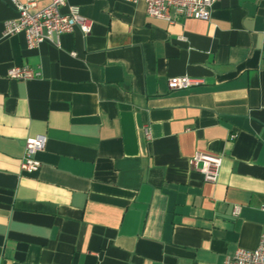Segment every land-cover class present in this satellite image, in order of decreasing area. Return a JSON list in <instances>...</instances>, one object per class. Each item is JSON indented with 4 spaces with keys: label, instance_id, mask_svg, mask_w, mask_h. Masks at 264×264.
Returning a JSON list of instances; mask_svg holds the SVG:
<instances>
[{
    "label": "crops",
    "instance_id": "obj_1",
    "mask_svg": "<svg viewBox=\"0 0 264 264\" xmlns=\"http://www.w3.org/2000/svg\"><path fill=\"white\" fill-rule=\"evenodd\" d=\"M67 6L89 34L28 49L22 34L3 36L16 14L0 0V264H223L254 250L264 0H215L208 20L173 24L141 1ZM20 66L39 76L9 79ZM177 78L197 84L169 89ZM38 135L40 166L22 172L24 142ZM196 154L221 159L215 183L190 165Z\"/></svg>",
    "mask_w": 264,
    "mask_h": 264
},
{
    "label": "built area",
    "instance_id": "obj_2",
    "mask_svg": "<svg viewBox=\"0 0 264 264\" xmlns=\"http://www.w3.org/2000/svg\"><path fill=\"white\" fill-rule=\"evenodd\" d=\"M128 3L141 1L145 5L148 17L159 19L173 24L179 20L209 19L211 7L215 0H119ZM15 11V17L3 23L2 34L4 37L22 34L28 49L36 48L43 42L58 45L62 34L77 28L83 35L89 34L91 22L78 13L74 6H67V0H49L44 7H39L36 0H7ZM67 7V12L62 14L61 8ZM73 55V54H72ZM39 73L28 66L13 67L8 70L7 77L11 80H29L37 78ZM197 84V81L188 78L168 80L169 89H187ZM148 138V128H144ZM46 138L38 135L28 138L24 142L23 156L19 163L22 172L36 171L40 163L34 156L44 148ZM190 165L199 171L203 180L215 183L218 178L221 159L215 156L196 154L189 160ZM235 208L234 214L238 213ZM223 264H264V230L260 234L258 245L254 250L238 249L232 256L224 259Z\"/></svg>",
    "mask_w": 264,
    "mask_h": 264
}]
</instances>
